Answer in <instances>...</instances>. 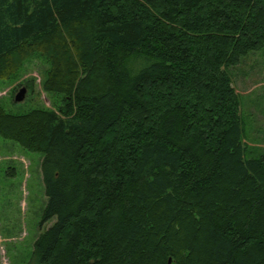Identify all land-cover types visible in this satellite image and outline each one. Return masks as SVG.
<instances>
[{
  "label": "trees",
  "instance_id": "trees-1",
  "mask_svg": "<svg viewBox=\"0 0 264 264\" xmlns=\"http://www.w3.org/2000/svg\"><path fill=\"white\" fill-rule=\"evenodd\" d=\"M263 47L264 0H0V78L38 55L60 96L0 106V139L42 154L29 264H264L229 70Z\"/></svg>",
  "mask_w": 264,
  "mask_h": 264
},
{
  "label": "rangeland",
  "instance_id": "rangeland-1",
  "mask_svg": "<svg viewBox=\"0 0 264 264\" xmlns=\"http://www.w3.org/2000/svg\"><path fill=\"white\" fill-rule=\"evenodd\" d=\"M19 66L15 73L0 78V106L11 113L55 108L59 94L42 89L49 63L31 55ZM229 70L241 101L243 141L253 152L264 153V47ZM21 88L25 95L16 102ZM41 159V153L0 139V264H29L34 240L50 224L41 222L47 202Z\"/></svg>",
  "mask_w": 264,
  "mask_h": 264
},
{
  "label": "water",
  "instance_id": "water-1",
  "mask_svg": "<svg viewBox=\"0 0 264 264\" xmlns=\"http://www.w3.org/2000/svg\"><path fill=\"white\" fill-rule=\"evenodd\" d=\"M24 95H25V89H24V88H21V89L17 92V94L15 95V98H14L15 101H16V102H20V101H22ZM170 262H171V258L169 257V258H168V263H170Z\"/></svg>",
  "mask_w": 264,
  "mask_h": 264
}]
</instances>
